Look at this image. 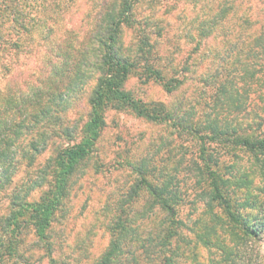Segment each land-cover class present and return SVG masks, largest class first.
I'll list each match as a JSON object with an SVG mask.
<instances>
[{
  "label": "rangeland",
  "instance_id": "374dc122",
  "mask_svg": "<svg viewBox=\"0 0 264 264\" xmlns=\"http://www.w3.org/2000/svg\"><path fill=\"white\" fill-rule=\"evenodd\" d=\"M122 1L0 0L1 115L11 116L19 97L62 77L70 63L79 69L74 73L71 67L73 78L78 76L76 87L56 92L51 113L57 118L40 125L30 121L33 129L19 131V137L38 138L40 131L50 137L42 150L18 146L7 175L0 177V232L13 202L37 201L50 188L55 173L50 165L60 149L82 142L98 75L93 35L102 17L114 15ZM135 16L152 32L166 73L183 76L187 67L191 79L169 94L158 81L133 75L126 84L133 97L174 107L181 103V110L195 119H202L217 100L215 116L231 122L245 137H264V0H138ZM137 31L124 27L120 43L126 55L136 53ZM84 49L87 59L79 55ZM101 126L89 154L69 179L51 228L59 264H93L107 250L120 204L125 205L137 179L135 165L143 157L147 169L156 168L153 176L166 173L183 192L182 224L173 240L175 264H264V231L259 238L244 236L204 193L208 176L197 175V164L212 156L227 178L223 186L236 213L259 225L264 221L263 152L221 136L201 153L197 137H179L171 122H151L129 108H108ZM142 204L141 199L138 206ZM36 244L30 234L23 258L6 264H48Z\"/></svg>",
  "mask_w": 264,
  "mask_h": 264
},
{
  "label": "trees",
  "instance_id": "16d2710c",
  "mask_svg": "<svg viewBox=\"0 0 264 264\" xmlns=\"http://www.w3.org/2000/svg\"><path fill=\"white\" fill-rule=\"evenodd\" d=\"M137 1L123 0L114 15L110 17L106 14L102 17V25L97 27L99 33L96 32L94 38L92 37L93 46L97 48L95 62L98 75L97 84L89 98L92 116L86 126L85 136L81 143L60 149L54 164L50 165L55 171L53 182L37 201L13 202V210L1 225L0 264L12 260L18 262L23 258V244L30 234L37 238L36 245L48 257V264H59L54 256L51 228L56 214L62 208L63 196L69 190V179L79 161L89 154L94 140L99 136L101 125L104 123V113L108 108H129L138 117L151 122L169 121L177 136L197 137L202 145L201 153L206 150L205 146L209 141L221 136L235 137L237 144L264 153V137H245L238 133V127H232L231 122L214 115L217 100L202 119H195L190 112L181 110V103L174 107L164 102H146L133 97L126 89L127 81L133 75H138L144 81H158L169 94L191 79L187 75V67L183 69V76H169L161 66L155 43L151 39L152 32L143 27L135 16ZM13 2L14 0H8L10 4ZM124 27L136 28V31L138 27L134 56L126 55L120 43ZM87 52L88 50L84 49L79 55L87 59ZM71 67L74 73L77 70L79 72V69H74L70 63L62 77L60 75L57 80L44 83V86L35 90L31 96L19 97L10 108L11 116L4 117L0 114V177L7 175V165L12 163L19 147L24 149L32 145L38 149L47 145L50 136L43 131H40L38 138L30 134L19 137V131L21 128L33 129L30 121H33V124H45L57 118L51 113L53 100L58 97L57 93L62 94L66 89L75 88L77 84L78 76L73 78ZM62 78L66 79V84ZM40 129L38 126V130ZM42 149L43 147H40V150ZM205 159L202 165L197 164V175L208 176L210 179L209 188L204 193L210 196L211 201L221 206L229 222L239 227L244 236L259 238L264 231V221L259 222V225H252L236 213L229 191L223 186L227 181L225 174L219 172V165L213 163L212 156L208 154ZM145 160L143 157L139 164L135 165L137 179L131 186L125 205L120 204V213L111 227L112 238L109 247L93 264H175L177 252L173 240L176 238L178 225L182 224L179 219V206L184 201L183 192L166 173L160 171L158 175L153 176L152 173L157 170L147 169ZM162 175L165 178L160 181ZM1 183L0 187H3ZM141 199L143 204L138 206ZM15 200L16 197L13 198V201Z\"/></svg>",
  "mask_w": 264,
  "mask_h": 264
}]
</instances>
